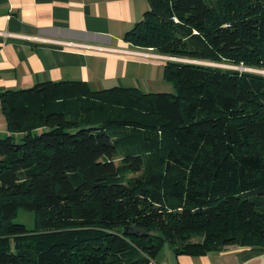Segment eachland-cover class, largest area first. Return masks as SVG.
<instances>
[{
  "label": "trees",
  "instance_id": "trees-1",
  "mask_svg": "<svg viewBox=\"0 0 264 264\" xmlns=\"http://www.w3.org/2000/svg\"><path fill=\"white\" fill-rule=\"evenodd\" d=\"M148 1L130 44L264 68V0ZM164 67L176 93L81 79L0 91V264H146L166 242L264 249V74Z\"/></svg>",
  "mask_w": 264,
  "mask_h": 264
},
{
  "label": "crops",
  "instance_id": "crops-1",
  "mask_svg": "<svg viewBox=\"0 0 264 264\" xmlns=\"http://www.w3.org/2000/svg\"><path fill=\"white\" fill-rule=\"evenodd\" d=\"M149 7L148 0H0V91L79 79L102 89L135 81L147 67L158 72L164 55L124 40ZM8 134L0 98V137ZM178 262L264 264V249L230 245L178 254ZM146 264H166L164 252Z\"/></svg>",
  "mask_w": 264,
  "mask_h": 264
},
{
  "label": "rangeland",
  "instance_id": "rangeland-1",
  "mask_svg": "<svg viewBox=\"0 0 264 264\" xmlns=\"http://www.w3.org/2000/svg\"><path fill=\"white\" fill-rule=\"evenodd\" d=\"M144 14V10L142 12ZM148 53H151L150 50L147 51ZM157 53V52H155ZM158 55H160L158 53ZM162 55V54H161ZM144 59L146 60H152L154 61L155 59L150 58L148 56H143ZM165 60L172 59V60H190L193 62H201L205 63L207 65H213V66H220V67H225V68H238L242 70H248V71H254L258 72L261 74H264V68L262 67H257V66H247L243 63H235L230 59L224 58L223 60L220 61H202V60H197V59H191V58H182V57H175V56H168L164 55L163 57ZM158 59V58H156ZM149 66V65H146ZM160 69L157 71H151L150 67H147L145 71L142 73V76H139L137 80H122L121 84H107V86H113V85H122V86H137L141 88L144 91H154V92H172L176 93L177 92V85L176 82L167 76L165 74V67L164 65H161ZM121 161V158H116V163L119 164ZM15 222L18 223H23L25 224L29 229H35L37 227V220H36V214L34 211L27 210L25 208H20L18 210L17 216L14 218Z\"/></svg>",
  "mask_w": 264,
  "mask_h": 264
},
{
  "label": "water",
  "instance_id": "water-1",
  "mask_svg": "<svg viewBox=\"0 0 264 264\" xmlns=\"http://www.w3.org/2000/svg\"><path fill=\"white\" fill-rule=\"evenodd\" d=\"M123 233L131 235L143 234L145 233V229L137 226H127L123 229ZM164 255L166 264H179L178 254L174 250L170 249L169 243L167 242L164 244Z\"/></svg>",
  "mask_w": 264,
  "mask_h": 264
}]
</instances>
